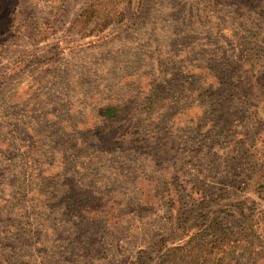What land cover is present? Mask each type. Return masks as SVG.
<instances>
[{"label": "rangeland", "instance_id": "374dc122", "mask_svg": "<svg viewBox=\"0 0 264 264\" xmlns=\"http://www.w3.org/2000/svg\"><path fill=\"white\" fill-rule=\"evenodd\" d=\"M124 1L0 0V264H264V0Z\"/></svg>", "mask_w": 264, "mask_h": 264}, {"label": "trees", "instance_id": "16d2710c", "mask_svg": "<svg viewBox=\"0 0 264 264\" xmlns=\"http://www.w3.org/2000/svg\"><path fill=\"white\" fill-rule=\"evenodd\" d=\"M138 12L139 10H133L132 6L124 0H87L86 5L76 16L73 23L74 25H78L80 23V27L85 26L86 28L92 21L93 25H89L90 29L101 31L116 20L120 22L126 20V18L130 20L132 16ZM118 107V105L105 107L103 114L109 119L114 120L122 113V110L120 111ZM117 134L121 138L126 136V133ZM256 222L257 221H255L254 224H256ZM211 227L213 228V226ZM215 230H217L218 233L215 234L213 232H209L208 237H202L201 240L196 242V245L191 246L190 249H183L186 257L191 258L196 262V264H204L206 260H208L209 256L213 254V258L216 261L215 264H221L224 257L228 255L229 251L233 249L232 247L235 246L230 245V242H232L230 237L239 235L241 240L243 238V234H246L245 232L247 229H240L236 233H229L226 227L221 226ZM235 241L236 240H234V242ZM216 250H220V254ZM258 253L262 254L264 251L259 249L254 251V255ZM254 260L256 264L259 261H256L255 256Z\"/></svg>", "mask_w": 264, "mask_h": 264}]
</instances>
